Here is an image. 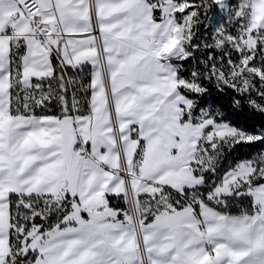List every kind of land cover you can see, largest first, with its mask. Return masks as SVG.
I'll return each mask as SVG.
<instances>
[{"label":"snow or ice","instance_id":"1","mask_svg":"<svg viewBox=\"0 0 264 264\" xmlns=\"http://www.w3.org/2000/svg\"><path fill=\"white\" fill-rule=\"evenodd\" d=\"M0 264H264V0H0Z\"/></svg>","mask_w":264,"mask_h":264},{"label":"trees","instance_id":"2","mask_svg":"<svg viewBox=\"0 0 264 264\" xmlns=\"http://www.w3.org/2000/svg\"><path fill=\"white\" fill-rule=\"evenodd\" d=\"M218 17H213V22L214 23H216V19H217ZM201 31H203V30H201Z\"/></svg>","mask_w":264,"mask_h":264},{"label":"rangeland","instance_id":"3","mask_svg":"<svg viewBox=\"0 0 264 264\" xmlns=\"http://www.w3.org/2000/svg\"><path fill=\"white\" fill-rule=\"evenodd\" d=\"M220 22V20H219V17L216 19V23H219Z\"/></svg>","mask_w":264,"mask_h":264}]
</instances>
